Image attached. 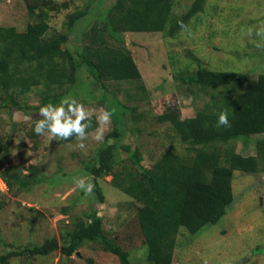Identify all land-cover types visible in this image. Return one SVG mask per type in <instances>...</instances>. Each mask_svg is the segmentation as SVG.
Segmentation results:
<instances>
[{"label":"trees","instance_id":"trees-1","mask_svg":"<svg viewBox=\"0 0 264 264\" xmlns=\"http://www.w3.org/2000/svg\"><path fill=\"white\" fill-rule=\"evenodd\" d=\"M61 1L25 0L35 21L25 32L14 27L0 30V111L6 110L10 115L13 110L40 111L41 106L58 104L62 98L77 99L88 91L79 78L86 71L103 90L99 103L111 113L112 129L101 145L81 160L83 173L93 178L99 203L105 202L99 180L112 177L113 187L138 205L147 261L170 264L180 246L181 232L189 234L185 239L190 242L227 214L235 200L234 172L264 173V157L243 155L234 146L225 149L232 142L248 141L264 148V139H253L264 135V73L253 80L252 72L199 67L192 74L177 75L187 86L186 94L195 90L204 93L203 107L194 115L177 117L173 122L177 137L186 146L185 156L166 151L156 163L146 166L139 147L129 140L135 129L129 130L128 122L139 123L141 115L136 114V107L120 102L107 83L142 81V73L127 47L126 34L162 33L176 37L205 12L207 0H194L181 14H176L177 0H86L84 6L76 5L68 15L64 32L53 33L50 13L67 10L69 3L74 2ZM186 57L200 65L191 52ZM141 89H146L143 84ZM34 91L38 105L27 102ZM221 112L227 113L228 125H217ZM88 119L85 131L90 134L99 122L94 114ZM31 136L36 137L34 130ZM10 143L0 140V157ZM0 175L13 194L29 191L45 180L36 167L24 174L17 166L4 168L1 160ZM2 209L0 204V212ZM86 243H97L118 256L121 264H132L130 253L106 234L96 208L78 218L73 229L64 230L60 240L52 238L9 251L0 255V264L57 251L64 259H71Z\"/></svg>","mask_w":264,"mask_h":264},{"label":"rangeland","instance_id":"rangeland-1","mask_svg":"<svg viewBox=\"0 0 264 264\" xmlns=\"http://www.w3.org/2000/svg\"><path fill=\"white\" fill-rule=\"evenodd\" d=\"M85 1L74 0L69 3V9L51 12L50 32H64L68 15L76 5L84 6ZM177 2L176 14H181L194 0ZM34 21L25 0H0V30L14 27L25 32ZM126 39L142 73V81L108 82L107 86L120 102L136 107V114L141 115L139 123L128 122L129 130L135 129L129 140L139 147L145 165L152 166L166 151L185 156L186 146L177 137L173 122L177 117L184 119L194 115L205 101L203 92L195 90L193 94H186L187 86L177 75L192 74L199 67L210 71L252 72L253 80L264 73V0H207L205 12L176 37L169 38L162 33H130L126 34ZM189 52L200 65L186 57ZM79 78L88 91L82 92L77 100L84 104L89 116L94 114L99 118L105 112L99 103L103 90L92 82L86 71L81 72ZM142 84L145 90L141 89ZM27 102L38 105L36 91L30 93ZM11 115L6 110L0 111V140L11 141L9 149L0 157L3 167H20L24 174L36 167L45 180L18 194L8 189L0 191L3 205L0 255L42 244L48 239L60 240L64 230L73 229L78 218L86 217L96 208L106 234L130 253L132 264H150L137 217L138 205L113 187L111 176L99 180L104 203H99L97 193L85 194L76 184V180L84 178L86 183L95 185L93 178L83 173L80 162L101 145L112 129L111 119L107 122L98 119L99 127L87 133L81 147L74 133L67 139L47 132L36 133L33 138L35 120L43 118L40 111L13 110ZM253 139L262 140L264 135ZM233 146L243 155L264 157V148L257 147L253 141L232 142L225 149ZM233 190L234 203L217 224L207 227L190 242L185 239L189 234L181 232L180 246L170 264H264V173L234 172ZM11 264L121 262L99 244L86 243L71 259H64L57 251L48 256L13 259Z\"/></svg>","mask_w":264,"mask_h":264},{"label":"clouds","instance_id":"clouds-1","mask_svg":"<svg viewBox=\"0 0 264 264\" xmlns=\"http://www.w3.org/2000/svg\"><path fill=\"white\" fill-rule=\"evenodd\" d=\"M259 34V33H258ZM258 47L261 45H257ZM40 114L43 118L38 119L35 124L34 131L37 134H44L45 132L51 134L53 137L59 139H67L76 133V138L81 141L80 146L84 147L83 140L86 138V129L89 127L90 113L85 109L84 104L76 98L66 97L62 98L58 104L48 103L40 108ZM111 113L105 111L98 118L104 122L109 121ZM82 121L84 123H82ZM228 115L226 112H221L217 121V125H228ZM101 136H97L100 139ZM0 180L4 184V189L7 190V185L0 175ZM78 187L85 191V194L93 191L94 185L86 183L84 178L76 180Z\"/></svg>","mask_w":264,"mask_h":264},{"label":"built area","instance_id":"built-area-1","mask_svg":"<svg viewBox=\"0 0 264 264\" xmlns=\"http://www.w3.org/2000/svg\"><path fill=\"white\" fill-rule=\"evenodd\" d=\"M0 189H4V184L1 180H0Z\"/></svg>","mask_w":264,"mask_h":264}]
</instances>
